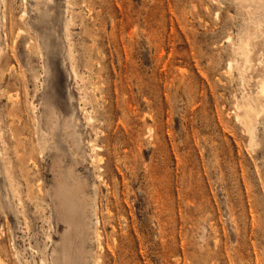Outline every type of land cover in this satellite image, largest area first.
<instances>
[{
  "label": "rangeland",
  "instance_id": "1",
  "mask_svg": "<svg viewBox=\"0 0 264 264\" xmlns=\"http://www.w3.org/2000/svg\"><path fill=\"white\" fill-rule=\"evenodd\" d=\"M263 32V0H0V264H264Z\"/></svg>",
  "mask_w": 264,
  "mask_h": 264
},
{
  "label": "bare ground",
  "instance_id": "2",
  "mask_svg": "<svg viewBox=\"0 0 264 264\" xmlns=\"http://www.w3.org/2000/svg\"><path fill=\"white\" fill-rule=\"evenodd\" d=\"M237 1H239V0H237ZM262 1V0H261ZM264 1V0H263ZM259 2H260V0H259ZM240 3V2H239ZM241 9V8H240ZM242 11H243V8H242ZM249 11H251L250 9H249ZM245 13V12H244ZM251 14V13H250ZM25 15V14H24ZM251 15H253V14H251ZM259 24V23H258ZM257 27H258V25H256ZM262 28V27H261ZM262 30V29H261ZM264 33V32H263ZM256 34V33H255ZM240 43V42H239ZM250 41H249V39L247 40V42L244 44V46H242V47H240V48H238L239 50H240V54H239V56H242V58H243V61H244V63H245V65H247V64H250V62H252L251 61V56H250V54H251V51H250ZM40 48V47H39ZM237 49V48H236ZM235 49V50H236ZM239 52V51H238ZM264 53V52H263ZM262 53V54H263ZM236 54V53H235ZM238 56V55H237ZM237 56H235V58L237 57ZM239 56H238V58H239ZM264 57V56H263ZM236 60V59H235ZM241 60V59H240ZM261 60V59H260ZM237 61L238 60H236V63H237ZM235 63V62H234ZM242 63V62H241ZM239 64V63H238ZM253 65V64H252ZM231 66V65H230ZM241 66V65H240ZM260 66H262V64L260 65ZM235 67H236V65H235ZM264 67V66H263ZM262 67V68H263ZM252 68H254V67H252ZM243 70V69H242ZM242 72H244V71H242ZM260 73V72H259ZM242 74H244V73H242ZM246 74V73H245ZM250 83V82H249ZM251 85V84H250ZM256 97L259 99V100H261V101H263L264 102V72H263V75L261 76V80H260V82H259V84L257 85V91H256ZM250 99V98H249ZM247 100V99H246ZM245 104V103H244ZM34 107V106H33ZM36 108H37V106H35ZM34 107V109H36ZM244 108V107H243ZM245 110H246V112H245V121H244V125H245V127H246V129H247V131H248V133L250 134V135H252L253 133H252V121H251V115L252 114H256V113H258L257 111L259 110V109H261L262 111H264V106H262V107H257V105H256V103H255V101H254V99H250L249 101L247 100V102H246V105H245ZM51 114H50V116H49V119H48V121H51V127H50V129L49 130H52L53 128H54V125H55V117H54V114H53V111L51 110V112H50ZM250 113H252L251 115H249ZM260 114V113H259ZM257 117V116H256ZM238 119H240V117L238 116L237 117ZM36 123H35V127H36V130H37V136H38V143H39V146H40V149H42V151H43V149L46 147V145H47V143H48V133L43 129V127H42V122H41V120H39L40 118H39V116H37L36 118ZM73 137V136H72ZM253 139V138H252ZM50 149V148H49ZM67 226H68V228H70V225H69V223L67 222ZM100 237V236H99ZM71 245V240H69V239H67V240H65L64 242H63V246H62V252H63V258H64V261H65V263L67 264V257H68V248H69V246ZM41 261V260H40ZM43 264V263H42Z\"/></svg>",
  "mask_w": 264,
  "mask_h": 264
}]
</instances>
